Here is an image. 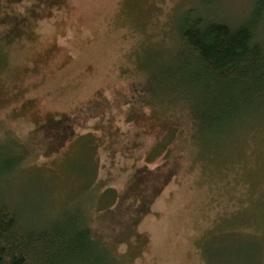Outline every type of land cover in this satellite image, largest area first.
<instances>
[{"label": "rangeland", "instance_id": "obj_1", "mask_svg": "<svg viewBox=\"0 0 264 264\" xmlns=\"http://www.w3.org/2000/svg\"><path fill=\"white\" fill-rule=\"evenodd\" d=\"M254 3L0 0V159L17 161L0 204L18 225L82 218L108 264H264V112L208 128L202 87L167 78L188 11L238 25Z\"/></svg>", "mask_w": 264, "mask_h": 264}, {"label": "trees", "instance_id": "obj_2", "mask_svg": "<svg viewBox=\"0 0 264 264\" xmlns=\"http://www.w3.org/2000/svg\"><path fill=\"white\" fill-rule=\"evenodd\" d=\"M216 1L203 0V5L211 6ZM193 13L194 9L186 13L180 27L187 51L185 64L183 68L171 65L174 71L167 78L186 82L188 89L189 85L202 87V95H194L198 101L199 97L206 100L208 128L248 109L253 110L252 114L264 112V39L260 31L264 0H255L244 22L238 25ZM180 97L177 99L189 106V91L186 97ZM14 162L0 159V177L15 167ZM18 220L16 212L0 204V264H80L99 260L91 256L95 235L82 218L29 230L19 226ZM103 261L97 264H108Z\"/></svg>", "mask_w": 264, "mask_h": 264}]
</instances>
